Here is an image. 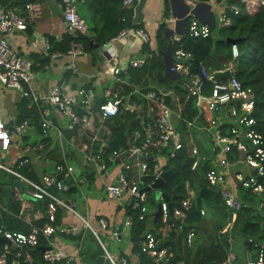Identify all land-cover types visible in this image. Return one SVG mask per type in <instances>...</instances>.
I'll list each match as a JSON object with an SVG mask.
<instances>
[{
  "label": "built area",
  "instance_id": "obj_1",
  "mask_svg": "<svg viewBox=\"0 0 264 264\" xmlns=\"http://www.w3.org/2000/svg\"><path fill=\"white\" fill-rule=\"evenodd\" d=\"M141 1L123 0V5L128 7L134 2ZM254 1L240 0L246 5H251ZM200 2L202 1L184 0L188 11L179 18L184 19V26L176 22L171 35L167 38L168 44L173 46L174 42L180 43L185 33L190 37H207L211 34V25L207 22L210 15L207 10L199 7L200 17L191 12ZM259 2L264 4V0ZM58 3L62 17L68 24V32L74 35L85 33L86 23L77 12L76 0H58ZM204 3L216 6L222 1L208 0ZM238 11L237 3L229 1L224 4L216 15L219 25L227 26L228 13L236 14ZM41 16L42 7L35 1L0 8V84L13 88L21 97L30 100V106L35 104L39 108L42 133L41 139L21 146L16 138L23 136V130L29 127L30 122L24 120L19 127L11 129L0 111V171L22 182V189L13 188V196L21 204L19 217L30 225L29 232H14L0 224V236H5L10 241L0 250V264H21V260L31 264L33 261L31 255L28 252L23 254L19 248L35 247L39 244L40 238L48 241L47 249L42 252V258L46 263L55 264L59 261L71 263L78 256V250H66L59 246L55 237H52L56 229L66 235H76L87 229L99 242L102 255L109 264H129L126 256L111 252L101 238L108 233L109 237L118 243L122 238L121 227H112L107 231L110 223L103 216L96 217L97 228L91 223L85 188L89 175L91 173L98 175L99 189L104 190L103 197L113 202L127 198L129 202L131 201L130 207L136 213L137 219L144 220L149 209L147 203L149 192L144 188L161 177L167 169L168 160L177 156L175 150L181 147L186 149L187 143L190 144V151L186 149V159H191L192 171L198 170L201 161L205 159L210 161L211 168L205 172V179L216 189L225 208L230 211L228 229L235 220V211L243 206L236 185L242 184L252 192L264 196V146L262 135L255 129L256 120L251 114L255 105L253 90L251 87H244L236 78L235 65L232 61L219 69L230 70L232 74L230 81L215 82L211 80L213 71H208L205 65L199 70L192 71L188 65L189 61L186 63L176 61L177 58H190V54L181 48L176 50L172 48L173 61H170L167 70L175 77L178 74L176 79L181 78L182 96L178 95L174 88L149 89L135 81L126 80L122 77L126 71L121 61L117 66L110 67L112 86L104 91L105 100L102 102L95 98L91 89L83 86L74 92H66L62 82H54L47 94L39 95L32 89L31 63L16 56L10 46L9 37L15 31L25 30L28 23L38 20ZM172 21H177V17L167 22ZM126 31L128 30H121L118 35L123 36ZM131 33L149 46V53L130 60V65L139 69L148 62L157 49L143 28L134 29ZM42 42L44 53L48 55L47 40ZM103 47H106L105 44ZM83 53L82 42L72 40L65 52L70 59L64 64V68L74 70L75 58ZM57 55L61 54H51L52 57ZM110 55L116 57L113 52ZM231 56L232 59L239 56L236 43L231 44ZM206 81L212 83L208 95L203 93ZM190 97H196L197 104L205 103L209 110L217 112L216 116L209 119L208 125L197 127L196 130L187 121L184 111ZM200 97L208 98L209 101L199 102ZM42 102L55 106L66 120L63 127L52 122L49 111ZM79 109L84 111L81 112ZM224 112L227 116L234 117L233 121H225ZM127 115L132 116V122L137 123V127L129 134L125 148L109 150L112 129L108 121L117 117L124 122ZM180 119L185 124L184 129L177 126ZM66 132H69L68 137ZM201 134L210 136L209 144L202 143ZM54 142L58 150V161L52 157L47 161L49 164L46 165H50L51 168L49 171L41 172L38 180L20 171L37 161V156L31 153L49 152ZM12 149H15V157L9 158ZM112 167L115 171L110 173ZM144 175L148 177L142 181L140 178ZM72 190L77 191L86 204L82 209L69 196L73 193ZM191 199V196H187L181 201L180 206L169 208L168 202L162 197L159 198L161 210L156 220L158 226L154 231L146 232L139 244L141 252L147 255L153 264H184L183 260L175 259L174 251L165 243L172 231H182L186 211L191 207ZM38 201H41L44 209L40 208ZM259 207L264 208V203L261 202ZM2 208L8 210L6 206ZM58 210L67 212L73 221L57 228L55 221ZM204 212L201 209L202 215ZM42 217L47 218V221L41 226L36 225L34 221ZM132 221V216L127 215L123 220V228L128 229ZM127 236L128 231L125 237ZM193 237L192 230L184 236L187 245L192 244ZM232 241L233 238L229 237V242ZM248 242L251 244L252 239H248ZM234 259V253L228 252L226 258L217 264H232ZM251 263L264 264L261 249L256 261Z\"/></svg>",
  "mask_w": 264,
  "mask_h": 264
},
{
  "label": "trees",
  "instance_id": "obj_2",
  "mask_svg": "<svg viewBox=\"0 0 264 264\" xmlns=\"http://www.w3.org/2000/svg\"><path fill=\"white\" fill-rule=\"evenodd\" d=\"M34 1V0H32ZM206 2L208 0H200ZM221 2L223 0H216ZM238 6V13L229 12V24L227 26H210L211 34L207 37H190L186 33L183 34L181 42L173 43V50L183 49L190 54L189 67L192 71L201 64L204 58L214 52L218 54L221 67L226 66L230 61L235 65V76L244 87H251L253 90V98L255 101L252 116L256 120L255 129L262 135L264 146V4H260L259 0H255L253 4L246 5L240 0H234ZM77 12L86 23L87 33H68L56 43L59 47L53 46L50 54L57 50L66 52L72 40H78L84 45V50H93L94 47H100L116 37L121 30L130 28L137 29L141 24H134L132 20L133 11L131 6L125 7L123 0H76ZM19 4H14L18 6ZM169 14V1L165 0V15ZM166 24L163 22L156 31V39L161 41L159 53H152L148 62L139 69L129 70L131 77L135 82L146 86L150 81H156L163 84L164 87L170 83L174 84V89L181 88L179 81L181 78L173 80L164 73V63L162 56L167 46V36L165 34ZM236 38L239 49V56L232 59L231 44L226 42V38ZM54 43L53 38L49 37V42ZM143 49L149 53V46L143 44ZM48 59V57H46ZM213 61L207 60L205 68L212 71ZM212 83L206 81L203 93L208 95L211 92ZM105 99L99 100L100 102ZM27 102L26 99L18 104L17 114L22 121L34 122V118L40 119L37 109ZM203 117H200L205 125L209 124V113L204 110ZM33 113L35 114L33 118ZM108 125L112 129L109 140V150L125 148L127 138L137 123L132 122V116L127 115L124 122L114 117L108 121ZM178 128H185V124L180 120L177 123ZM42 136V133H41ZM69 136V132H66ZM53 147L49 152L42 153L46 162L52 157L58 161L56 143H52ZM79 156V154H78ZM48 163V162H47ZM172 174L168 176L161 190L171 196L172 208L180 206L181 201L187 196H191V207L186 211L185 221L182 231H172L165 245L169 246L175 254V259L183 260L184 264H217L221 263L227 256L228 252H233L238 257L237 243L240 244L242 256L246 259L247 252L252 261H256L259 249L264 255V208L257 209L256 206L263 202L264 196L260 193H254L242 184L236 185L238 195L243 200V206L236 213L235 220L230 229L225 233H221L220 219L226 218L227 222L230 217V211L227 210L222 199L216 189L208 184L205 179V172L211 168L210 161L205 159L201 161L197 171L190 168L191 159H184L176 156L168 160ZM49 164V163H48ZM41 171H49L50 165ZM28 173V176L38 180L39 174L32 169L31 163L28 167L22 169ZM13 176L6 172L0 171V224L6 229L14 232H29L28 225L21 217V204L11 195L10 185L14 180ZM93 173L89 175V184L93 182ZM74 191V190H73ZM149 194V193H148ZM69 196L74 198L71 193ZM148 212L144 220H138L136 213L128 206H125L126 214L132 216V225L128 228V236L125 238L127 243L132 245V253L138 259L139 264H153L151 259L141 252L139 244L144 234L148 231H154L158 226V221H153L154 212L157 205H154L151 198H147ZM2 206H6L8 210H3ZM153 207H156L153 209ZM42 209L43 204L41 205ZM201 209L205 212L202 215ZM62 212L58 210L56 214L55 225L61 226ZM47 218L42 217L40 220L34 221L38 226L43 225ZM215 228V230H214ZM194 232L191 245H187L184 236L189 231ZM234 230V237L232 236ZM58 229L53 235H57ZM60 233V232H59ZM62 234V233H61ZM52 235V237H53ZM65 235V234H64ZM196 235L198 237L196 238ZM80 235H76L78 239ZM229 237L233 238L229 242ZM235 238V239H234ZM248 239H252V243L247 250ZM257 244V246L255 245ZM2 244H0L1 247ZM48 247V241L40 238L39 244L35 247L23 246L19 249L23 254L28 252L33 261L31 264H48L42 258V249ZM123 248L118 252L122 255ZM103 254V252H102ZM127 257V256H126ZM128 259V258H127ZM21 264H27L21 260ZM55 264H69L65 261H59Z\"/></svg>",
  "mask_w": 264,
  "mask_h": 264
},
{
  "label": "crops",
  "instance_id": "obj_3",
  "mask_svg": "<svg viewBox=\"0 0 264 264\" xmlns=\"http://www.w3.org/2000/svg\"><path fill=\"white\" fill-rule=\"evenodd\" d=\"M34 1L41 5L42 16L38 20L28 23L25 30L15 31L9 37V42L17 57L26 59L31 63V72L33 76L32 89L35 94H47L50 86L54 82H62L66 92H74L76 89L83 86L91 89L95 94V98L101 100L105 97L104 91L106 88L112 86L110 67L114 65L117 66L120 61L126 71L122 77L130 82L135 81L131 77L129 70L138 68L131 66L130 60L140 55L144 56L147 53L146 50L143 49L144 43L131 33L135 28L127 29L128 31H126V34L123 36L117 35L112 38L109 41L110 45H108L109 47L107 46L108 48L103 47L102 45L100 47H94V49L90 51L84 50L83 54L75 58L74 70H66L64 68V64L67 63L70 57L66 56L64 52L57 49H55L53 53H59L61 54L60 56L57 55V57H52V53H49L53 46L59 47V43L56 42H59L63 36L69 33L68 24L62 17V10L59 6L58 0ZM229 1L236 3L234 0H223L222 3H218L216 6L208 4L209 9L204 8L207 10L209 15L212 12L215 18L217 12H219L224 4ZM14 4H16L14 0H0V8L15 7ZM131 9L133 11V23L141 24V27L149 34L150 38L154 42L157 53H159L158 46L160 48L161 41L159 42V40L156 39V31L159 25L165 22L167 28L172 31V28L176 26L177 22H167L169 19L176 17L172 15L170 3L168 15H165V0H142L140 3L134 2L131 4ZM214 32H216V30ZM49 37L53 38L54 43H52V41L49 42ZM42 40L45 42L47 40L48 55H45L44 53V43ZM168 45L169 44L167 42V46L162 56L164 73L168 77H175L171 75V73L166 72L167 66L171 63V56L169 54L164 56ZM111 52H113V55L116 57L111 56ZM46 57H48V59H46ZM65 71L70 72L71 75L65 77ZM212 71H214V65H212ZM145 87L149 89H173L174 84L170 83L168 86L164 87L160 82L150 81ZM15 92L16 93L8 99L7 106L10 110L12 109V111L17 112L18 104L22 101V99H26L29 104L30 100L21 97L17 91ZM175 92L180 96L183 95L181 88H177V90L175 89ZM42 104L48 109L49 117L55 125L63 127L66 124V120L61 116L55 107L50 106L49 104H44L43 102ZM34 107L39 113V108H37L35 104L32 108ZM0 111H2L1 114H3L2 116L6 120L7 115L3 108V102H0ZM30 124L32 123L30 122ZM44 163H47L45 157ZM113 168L114 167L109 170L110 173L115 171ZM93 179L92 184H89L88 181L85 185L87 191V207L89 208L92 225L97 228L98 224L96 217L103 216L110 223V227H108L107 231H110L112 227H121L122 238L119 242H123L124 247H122V255H120L119 252L115 254L119 256H127L129 264H139L136 255L132 253L131 243L129 244L127 243V240H125L128 229L123 228V220L127 216L125 206L129 201L124 197L118 202H113L103 197V194H97L100 180L98 175L95 173H93ZM72 194L74 195V198L72 197V201L82 209L84 205H86L83 199L79 196L77 191ZM61 212V225L73 221V218L69 216L67 212ZM74 223H76V221ZM76 235H80L78 239L74 238ZM76 235H64L63 233L61 234L58 232L57 235L55 234L53 236L57 240L58 245L62 248L66 250H78V256L69 264H82L84 260H87V264H93L96 256L102 255L103 252L99 242L96 240L91 231L87 229H83L82 232ZM105 235H108V233ZM197 237L198 235H196V238ZM1 244L0 250L3 249L5 243ZM11 246L13 249H16L14 245ZM236 249L238 250V257H235V259L239 258V261H235V263L233 261L232 264H247V257L246 259L243 258L240 244L237 243Z\"/></svg>",
  "mask_w": 264,
  "mask_h": 264
},
{
  "label": "rangeland",
  "instance_id": "obj_4",
  "mask_svg": "<svg viewBox=\"0 0 264 264\" xmlns=\"http://www.w3.org/2000/svg\"><path fill=\"white\" fill-rule=\"evenodd\" d=\"M215 21H216V28H215V30H216L217 27L219 26V22H218L217 17H215ZM64 74H65V77L71 75V73L68 71H65ZM178 83L180 85L181 81H179ZM15 91L16 90L11 89L9 87L2 86L0 84V102H3V108H4L6 115H7L6 120H7L8 126L11 129L19 127V124L22 122V118L17 114V112L12 111V109L10 110V108L7 106L8 99H10L12 97V95H14L16 93ZM49 105L53 106L51 104H49ZM53 107H55V106H53ZM204 110H207L210 118L213 116H216V114H217L216 111L209 110L205 103L197 104L196 97H190L189 99H187L184 111H185L187 121L190 123V125L192 126V128L194 130H196L197 127L205 125L204 121L200 118V117H203V113L205 112ZM1 113H2V111H1ZM34 115L35 114L33 113V118L35 117ZM223 118L225 119V121L229 122V121H233L234 117H229L224 112ZM34 122L35 123L32 122V124H30L29 127H26V129L23 130V136L21 138H18V137L16 138L17 143L21 144V146L26 145V144L29 145V144L33 143L34 141L41 139V124H40L39 118H34ZM201 135H202L201 136L202 143L209 144V142L211 141L210 136L206 135V134H204V135L201 134ZM186 149L188 150V152L190 151V144L189 143H187ZM31 154L33 156H37V161L31 163L33 170H36L38 173H40V172H42L41 170L43 168L48 167L44 163V155L42 153H31ZM13 157H15V149H12L9 153V158H13ZM20 171L22 173H24L25 175H28V173L24 172L22 169ZM11 178L13 179V177H11ZM86 193H87V191H86ZM155 193H156V189H152L149 191V194H148L149 198H151L154 205H156L159 201L157 198H155ZM97 194H103L104 195V190L103 189L97 190ZM155 208L156 207H153V209H155ZM256 208L259 209L261 207H259L257 205ZM237 211L238 210H236V213H237ZM80 212H82V210H80ZM220 226H222L220 232L225 233L228 229L226 218L220 219ZM214 230H215V228H214ZM236 234L237 233H235V235ZM235 235H234V230H233L232 236L234 237ZM101 238H102V241L105 244V246L113 253H117L122 247H124L123 242L116 243L113 241L112 238L109 237V235H103V236H101ZM233 261H234V263H235V261L238 262L239 258L234 259ZM82 264H87V260H84V262H82Z\"/></svg>",
  "mask_w": 264,
  "mask_h": 264
},
{
  "label": "water",
  "instance_id": "obj_5",
  "mask_svg": "<svg viewBox=\"0 0 264 264\" xmlns=\"http://www.w3.org/2000/svg\"><path fill=\"white\" fill-rule=\"evenodd\" d=\"M31 1L32 0H14V2L16 4H19V5L26 4V3H29ZM168 1L170 3V8H171L172 15L177 17V23L180 22L182 24V26H184V19L179 20V18L187 13L188 6L184 3V0H168ZM199 7H205L207 9H209V5L207 3H204V2L198 3L197 6L191 10V12L197 17H200L199 14H198V8ZM176 11H177V13H176ZM207 22H209L212 27L215 26V18L213 16L212 12L210 13V19ZM179 32H182V31H179ZM165 34H166L167 38H169V36L171 34V30L168 29V28L165 29ZM237 41H238V39H236V38H229V37L226 38V42H228L230 44L236 43ZM108 45H110V42L105 43L106 47ZM168 54L171 56V62H172L173 60H172V45L171 44L168 45L164 56H166ZM137 57H139V56H137ZM190 59L191 58H189V57L177 58L176 61H178L180 63H186ZM209 59H211L213 61V65H214V71L212 72L211 80H213L215 82H221L222 80L230 81V79L232 77V74H231L230 70L229 69H225V70H222V71L219 70L220 67H221V65L219 63V57H218V54H216L214 52L208 54L204 58V60L201 62V64L196 68V70H199L201 66L205 65V63ZM166 72L168 73L167 69H166ZM178 76L179 75L177 74L176 77H171V78L172 79H176ZM11 89H13V88H11ZM202 101H207L208 102L209 99L205 98V97H200L199 98V102H202ZM237 106H239V102H237ZM79 110L81 112L84 111L83 109H79ZM221 145H223V144H221ZM175 153H176L177 156L182 157L184 159H186V157H187L186 149L184 147H181L180 149L175 150ZM171 174H172V170L170 168V165L167 163V169L162 173L161 177L156 179L150 186H146L144 188V190L147 191V192H149L152 189H156L155 198H157L159 200V198L162 197L165 201L168 202L169 208L172 207L171 196H169L168 194H166L163 191L160 192V189L164 185V183H165L166 179L168 178V176H170ZM147 177L148 176L144 175L140 179L143 181ZM259 179H261V178L259 177ZM14 187H18L19 189H22L23 184H22L21 181H19L17 179L13 180V182L10 185L11 195H13V188ZM38 205L39 206L41 205V201H38ZM130 205H131V201L128 203V206H130ZM160 210H161L160 209V203H158L157 209L154 212L153 221L158 220L159 215H160ZM1 243H10V241L5 236H0V244ZM250 245L251 244L248 242L247 250L249 249ZM45 249H47V248H43L42 252L45 251ZM251 262H252V259H251L250 255H249V253L247 252V263L254 264V263H251ZM93 264H109V262L104 258L103 255H98L94 259Z\"/></svg>",
  "mask_w": 264,
  "mask_h": 264
}]
</instances>
